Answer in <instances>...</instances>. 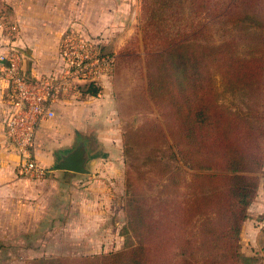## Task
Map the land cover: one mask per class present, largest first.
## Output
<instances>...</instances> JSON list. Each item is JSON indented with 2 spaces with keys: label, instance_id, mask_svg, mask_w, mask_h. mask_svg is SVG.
Masks as SVG:
<instances>
[{
  "label": "trees",
  "instance_id": "trees-1",
  "mask_svg": "<svg viewBox=\"0 0 264 264\" xmlns=\"http://www.w3.org/2000/svg\"><path fill=\"white\" fill-rule=\"evenodd\" d=\"M257 4L264 10V0H141L146 88L174 119L159 139L170 154L143 161L158 187L127 201L126 248L76 264H257L240 250L264 159V15L255 14ZM232 7L240 12L225 18ZM220 18L237 36L215 44L209 22ZM216 77L223 93L245 99L244 110L221 103ZM99 91L87 85L83 93Z\"/></svg>",
  "mask_w": 264,
  "mask_h": 264
},
{
  "label": "rangeland",
  "instance_id": "rangeland-1",
  "mask_svg": "<svg viewBox=\"0 0 264 264\" xmlns=\"http://www.w3.org/2000/svg\"><path fill=\"white\" fill-rule=\"evenodd\" d=\"M22 1L26 0H0V20L5 22L6 27L13 25V23L17 24L19 22L17 16L24 14L17 12V9L14 8L16 4ZM38 1L48 3L52 0ZM83 1L76 0V2L81 3ZM92 2L95 4L111 3L115 6L113 11L107 13L108 16L113 17V21L109 22L110 24L105 28H101L99 33L92 32V34L84 31L83 28H74L70 25L62 33L61 39L63 35L74 31L89 36H97L104 43L103 51L115 57L113 71L107 77L108 99L111 105L110 115L114 117L113 121L120 136V140H118L119 149L113 153L110 159L111 163L120 165V169L116 168L113 172L115 175L113 178L115 180L113 200L110 203V208H107V216H101L104 214V205L98 208L99 217L96 227L94 226L92 230H82L80 235L71 236L59 225L57 228L56 225L60 224L61 221H57V223L54 222L55 219L50 221L42 217L40 220L37 218L39 227L36 228L35 220H31V215L38 216L43 205H37L33 209L37 212L33 214L29 205H25V200L0 196V264L98 263L93 257L124 250L129 244V238L125 236L128 221L125 212L127 201L130 198L141 200L153 196L158 187L156 176L154 173L148 172V166H146L148 163L143 161L145 157L150 155L168 156L170 154L159 139L160 135H166L167 126H172L174 119H171L165 109L158 107L151 101L146 88L145 51L140 31L141 0H107V2L105 0H91ZM238 8L232 7L225 18L239 13ZM261 9L262 7L257 4L256 13H254L258 16L264 15V10ZM83 14L88 17L93 16L92 11L83 12ZM97 14L100 16L104 12ZM209 27L208 35H211L215 44L234 39L237 36L235 29L229 23H224V18L209 22ZM151 42L158 45L156 40ZM238 43L246 45V40L242 37ZM123 51L128 54L127 57L117 59L120 52ZM216 79L221 103L231 110L236 108L244 110L245 99H242L237 93L229 91L223 93L219 77ZM98 85L97 87L100 88L99 96L94 98L100 99L104 93L101 92L103 89L100 87V82ZM86 86H79L78 90L81 95L77 99L78 101L92 97L83 93ZM250 104L259 105L257 103ZM85 143L89 146V152L97 151L99 153L98 149L102 142L85 140ZM161 150L163 153L160 152ZM56 162L57 157H54L52 167ZM44 178L32 180L41 182ZM131 193L133 195H130ZM34 231L40 232L35 235L33 234ZM240 250L242 252L241 247ZM242 253L246 255L244 252ZM254 257L258 259L257 264H263L260 256Z\"/></svg>",
  "mask_w": 264,
  "mask_h": 264
},
{
  "label": "crops",
  "instance_id": "crops-1",
  "mask_svg": "<svg viewBox=\"0 0 264 264\" xmlns=\"http://www.w3.org/2000/svg\"><path fill=\"white\" fill-rule=\"evenodd\" d=\"M14 8L24 14L17 16V24L13 23L16 33L11 42L22 53L21 68L24 75L27 78H39L60 69L58 47L66 28L72 25L90 34L99 33L101 28L113 21V17L107 13L113 11L115 6L111 3L95 4L91 0L82 3L76 0H52L48 3L26 0ZM91 11L93 16L83 14ZM98 12L104 14L99 16ZM6 29L5 22L0 20V51L6 50ZM107 79L101 80V92L104 94L100 99L89 97L87 100L59 101L53 107L55 116L39 124L32 152L37 163L46 171L41 182L19 175V157L5 140L7 89L0 80V196L25 200V205H29L33 214L37 212L33 210L37 205H43L38 216L31 215L36 228L39 227L37 218L55 219L54 222L61 221L60 224L57 222V228L59 225L69 235L75 236L80 235L82 230H92L97 226L98 208L102 205L105 208L101 216H107V208H110L115 193L113 172L116 168L120 169L119 164L110 162L113 153L119 149L120 136L114 117L110 115ZM85 140L102 142L99 153L89 152ZM79 143H83L89 157L87 174L51 170L54 157H57L58 162L62 155ZM104 157H107L106 160ZM247 216L241 232L240 247L247 256H260L264 264V164L259 174L257 195ZM39 232L34 231L33 234Z\"/></svg>",
  "mask_w": 264,
  "mask_h": 264
},
{
  "label": "built area",
  "instance_id": "built-area-1",
  "mask_svg": "<svg viewBox=\"0 0 264 264\" xmlns=\"http://www.w3.org/2000/svg\"><path fill=\"white\" fill-rule=\"evenodd\" d=\"M6 28V50L0 51V80L7 89L5 140L19 157V174L27 179H42L46 171L32 154L39 124L55 116V103L77 100L81 95L79 86H99L112 73L115 57L103 51L104 43L99 37L74 31L60 41V69L45 77L27 78L21 68L22 53L11 42L16 27Z\"/></svg>",
  "mask_w": 264,
  "mask_h": 264
},
{
  "label": "water",
  "instance_id": "water-1",
  "mask_svg": "<svg viewBox=\"0 0 264 264\" xmlns=\"http://www.w3.org/2000/svg\"><path fill=\"white\" fill-rule=\"evenodd\" d=\"M88 154L83 143H79L71 151L62 155L51 170L68 171L78 174H87Z\"/></svg>",
  "mask_w": 264,
  "mask_h": 264
}]
</instances>
